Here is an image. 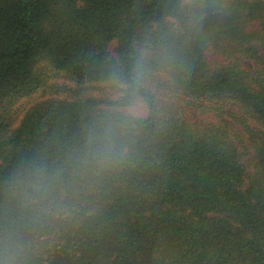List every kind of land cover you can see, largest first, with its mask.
I'll list each match as a JSON object with an SVG mask.
<instances>
[{"label": "trees", "instance_id": "trees-1", "mask_svg": "<svg viewBox=\"0 0 264 264\" xmlns=\"http://www.w3.org/2000/svg\"><path fill=\"white\" fill-rule=\"evenodd\" d=\"M0 264H264V0H0Z\"/></svg>", "mask_w": 264, "mask_h": 264}, {"label": "clouds", "instance_id": "clouds-1", "mask_svg": "<svg viewBox=\"0 0 264 264\" xmlns=\"http://www.w3.org/2000/svg\"><path fill=\"white\" fill-rule=\"evenodd\" d=\"M132 95L135 96V93L133 92ZM134 107H135V104L133 103V104L130 106V111H131L132 109H134Z\"/></svg>", "mask_w": 264, "mask_h": 264}]
</instances>
